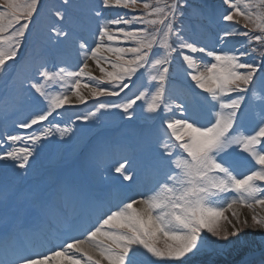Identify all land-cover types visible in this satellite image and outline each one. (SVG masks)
I'll use <instances>...</instances> for the list:
<instances>
[{"label": "snow or ice", "instance_id": "6c2138e0", "mask_svg": "<svg viewBox=\"0 0 264 264\" xmlns=\"http://www.w3.org/2000/svg\"><path fill=\"white\" fill-rule=\"evenodd\" d=\"M220 3V19L233 28L209 48L198 38L209 16L205 0H61L55 25L32 42L34 74L20 83L35 110L14 125L24 131L0 133V164L27 179L45 143H67L75 122L108 110L132 120L140 108L163 129L139 146L152 186L112 204L70 181L37 182L21 193L0 183V264H257L256 244L264 264V51L257 56L264 0ZM43 7L42 0H0V73L20 59ZM73 8L79 21L69 27ZM93 24L89 42L83 33ZM233 37L246 39L225 50ZM65 42L77 66L52 57L50 49ZM177 64L186 89L174 95ZM111 97L119 99H100ZM90 99L87 114L57 120L60 110ZM242 161L251 165L246 174L237 170ZM126 165L115 172L133 180ZM249 231L259 240L250 241Z\"/></svg>", "mask_w": 264, "mask_h": 264}, {"label": "rangeland", "instance_id": "374dc122", "mask_svg": "<svg viewBox=\"0 0 264 264\" xmlns=\"http://www.w3.org/2000/svg\"><path fill=\"white\" fill-rule=\"evenodd\" d=\"M45 0H43L44 2ZM61 0H49V9L50 11L59 7ZM216 2V1H215ZM213 5V4H212ZM223 7V6H222ZM219 10V9H217ZM220 11V10H219ZM46 15L49 17H53L50 13L46 12ZM106 16L114 15V13H106ZM42 16V15H41ZM47 16L45 20H47ZM218 21H221L220 18ZM71 24L75 23L72 19L69 20ZM244 21L241 19V25ZM94 25V24H93ZM52 27L53 25L50 23L43 22L40 18L37 26L36 31L32 33L31 37L34 38V35L47 36L48 28ZM95 26V25H94ZM239 27V26H236ZM226 31L232 30L233 25L226 23L224 25ZM218 29V28H217ZM223 30V28H222ZM224 30V31H225ZM243 30V29H241ZM203 31V32H202ZM198 33V38L202 42L204 40L205 45L209 48L217 47L218 40L217 37L219 33H214V37L210 35V33L205 29ZM223 31V32H224ZM204 32L206 34H204ZM30 37V38H31ZM92 37V36H91ZM94 37V36H93ZM36 39V38H34ZM94 39V38H93ZM92 39V40H93ZM246 38L245 37H233L230 38L229 44L225 50H230L233 47L239 46ZM69 45L72 47L70 42L62 43L60 46L55 48L54 53L60 54V51L63 54H70L75 53L73 48L66 49L63 46ZM60 49V50H59ZM22 52L23 49L21 50ZM59 53H57V52ZM70 51V52H67ZM260 51H264V48L257 47V56ZM26 55H28V51H25ZM199 55V54H198ZM66 57V55H64ZM21 58L20 61L13 64L10 62L6 66V71L0 73V118L7 123L9 116L12 112L14 115H18L19 113H24V115L28 112V116L31 112L35 110V106L28 103L25 99L27 93H21L20 91V83L21 73L25 71L34 72V67L32 68V62L27 58L24 61ZM251 59V58H250ZM254 62H259L258 60ZM183 68L177 64L176 65V73H177V83L176 87L173 89V94H181L186 89V81L184 79ZM93 75H99L98 70L93 71ZM259 82V81H258ZM16 84L15 87L12 84ZM58 87V86H57ZM59 88V87H58ZM60 90V89H59ZM55 90V91H59ZM50 91L55 92L50 87ZM135 91V89H134ZM131 95V93H129ZM101 100L104 99H111V100H118L119 98L111 97V98H100ZM2 103H6V106H2ZM139 103V102H138ZM95 108V102L93 100H89L86 105H77L74 107H69L67 111H64L66 116L61 117L58 116L57 120L63 122H72L75 121V116L80 114H87L89 111ZM3 111L4 115L1 113ZM202 112V110H200ZM135 122H134V121ZM145 121L144 115L140 108L136 109V112L132 118V121H129L124 115L119 113L117 110H108L103 112L102 114H98L97 118H94L92 121L88 122L87 124H83L81 122H75L72 126L75 128V132L72 138L67 143L58 142V138H54L51 141L46 143L41 151H44V156L41 157L39 160L38 158L34 161V172H41L48 168H55V177L64 178L65 174L68 172H75L78 176L83 178L93 179L97 186L101 187H109L112 183H117L118 187L122 188L123 190H133L132 185L130 184V180H123V177L115 172V168L108 169L105 172L106 174H102L96 167H100V164L103 162L104 156L107 157V160H111L117 152H122L124 150V143L127 142V157L128 160L131 158L135 163L130 166L129 173H133L136 170H133L136 166L142 167L143 165V152L140 149V144L142 140L149 136H154L163 133V129L160 127V121L157 120H147L154 122L155 127L151 130H147L144 128L143 124H139L137 122ZM249 125L253 126V123H249ZM113 126H118L117 129H112ZM123 141V142H121ZM81 148L90 149L89 152L83 153V162L79 164L76 163L77 159L74 157L78 156L79 151ZM76 151L78 154H76ZM42 154V153H41ZM102 155L99 159L96 160V156ZM104 155V156H103ZM125 155V154H124ZM124 159L122 162H124ZM101 161V162H98ZM120 162V163H122ZM240 164L243 165H250L246 161H242ZM102 165H105L104 162ZM251 166V165H250ZM86 172V174L84 173ZM147 187L151 184V182H146ZM135 197H139L143 195V193L137 195L135 192H132ZM147 194V193H145ZM248 211L246 212V214ZM250 241H258L259 235L257 233L249 231V235L247 237ZM255 260L259 261L260 258V245H255Z\"/></svg>", "mask_w": 264, "mask_h": 264}, {"label": "bare ground", "instance_id": "6f19581e", "mask_svg": "<svg viewBox=\"0 0 264 264\" xmlns=\"http://www.w3.org/2000/svg\"><path fill=\"white\" fill-rule=\"evenodd\" d=\"M216 16L217 15H213V17H216ZM89 63H90V67L92 69H95V65L91 61ZM43 156H44V153L41 154V151H40V155H39L38 159L40 160L41 157H43ZM32 175H35L34 172H33V169L29 170V176H28L27 179H21L12 170L11 166H10V168H8V167H5L2 164H0V178L2 180H5V179L7 180L8 177H14V179H11V181H10L11 183L9 184V186H11V187L18 186V185L24 186V187H25V185L28 186V187L29 186H34L36 181L40 182V180H45V179H38V177H33ZM15 178L17 179L16 182H15ZM33 178H36V180L34 181ZM49 180H48V182L51 183V180L50 181ZM1 183H5V182L3 181ZM110 196H111L112 199H115L117 197V194H116V192H111L110 191ZM241 211L243 213H246L248 210L247 209H241ZM0 212H2V211L0 210Z\"/></svg>", "mask_w": 264, "mask_h": 264}]
</instances>
